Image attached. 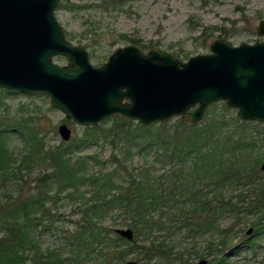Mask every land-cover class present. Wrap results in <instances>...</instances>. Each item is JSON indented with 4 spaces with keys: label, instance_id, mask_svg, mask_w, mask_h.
Masks as SVG:
<instances>
[{
    "label": "trees",
    "instance_id": "trees-1",
    "mask_svg": "<svg viewBox=\"0 0 264 264\" xmlns=\"http://www.w3.org/2000/svg\"><path fill=\"white\" fill-rule=\"evenodd\" d=\"M118 2L101 0L97 6L108 9ZM59 6L76 7L69 5V0ZM201 26L204 40L216 31H225ZM131 44L149 47L139 39ZM174 55L189 57L186 52ZM6 93L18 91L0 90L3 96ZM3 96L0 264H83L101 259L104 264H114L127 261L131 253H137V264L139 259L185 264V249L170 253L182 230L192 240L203 233L217 237V248L209 241L208 254L215 256V264H225L226 249L237 248L235 240L244 227L235 230V222L221 227L222 216L239 219L242 214L252 215L256 234L264 231V172L259 170L264 159V123L243 121L224 103L220 113L199 124L176 118L143 127L116 116L110 120L118 123L114 132L122 136L120 149L99 161L96 156L75 155V150L97 140L92 136L102 125L87 126L91 136L76 144L49 149L37 125L20 113L12 116ZM16 136L23 143L20 153H15L11 143ZM135 153L143 154L145 161L135 165L129 158ZM64 198L78 201L81 217L62 246L44 249L37 231L47 227L45 219L51 214L47 204ZM111 215L116 223L134 230L132 242L105 224ZM156 231L163 235H154ZM243 242L253 245L250 237Z\"/></svg>",
    "mask_w": 264,
    "mask_h": 264
},
{
    "label": "water",
    "instance_id": "water-1",
    "mask_svg": "<svg viewBox=\"0 0 264 264\" xmlns=\"http://www.w3.org/2000/svg\"><path fill=\"white\" fill-rule=\"evenodd\" d=\"M60 1L0 0V89L47 95L66 119L83 126L116 116L143 127L174 118L200 123L208 106L219 101L237 109L243 121L264 123V41L235 45L217 38L209 53L187 61L130 44L95 65L88 48L70 41L57 19ZM257 33L264 36V19ZM60 56L68 62L58 64L54 59ZM58 131L63 140L71 139L67 123ZM115 231L134 240L130 227Z\"/></svg>",
    "mask_w": 264,
    "mask_h": 264
},
{
    "label": "rangeland",
    "instance_id": "rangeland-1",
    "mask_svg": "<svg viewBox=\"0 0 264 264\" xmlns=\"http://www.w3.org/2000/svg\"><path fill=\"white\" fill-rule=\"evenodd\" d=\"M62 2L64 0H61L59 5ZM100 3L101 0H69V5L73 4L76 7L70 9L58 6L55 11L59 22L66 32L70 33V36L67 35L69 40L87 46L90 57L94 55L91 61L95 65L106 62L118 47L130 45L133 39H139L149 45L145 50L160 48L173 55L175 52H186L189 57L181 58L183 61L198 54L209 53L211 42L217 38L227 39L235 45L241 42L264 41V36L257 33V26L264 19V0H120L118 5H110L108 9L98 7ZM201 25L214 26V30L223 28L225 31H216L212 37L204 40L205 35L202 37L200 35L203 28ZM54 60L61 65L68 62L66 57L61 56ZM3 97L12 116L20 113L37 125L40 137L49 149L60 145L67 146L71 142L73 145L81 138L91 136V132L86 130L87 126L66 119L64 112L52 106L47 95L18 91L13 94L6 93ZM215 103L217 105L212 103L214 105L208 106L201 122L207 116L220 113L222 103L226 104L225 101ZM230 109L237 114V109ZM110 119L112 117L99 124L102 125L101 131L92 136L98 139L75 150V155L96 156L99 161H104L120 149L122 136L119 135L120 132L118 135L114 132L118 123ZM63 123H67L72 130L71 139L68 141L63 140L58 131L59 125ZM11 143L15 153H20L23 148L20 137H13ZM129 158H133L135 165L143 163L146 159L141 153L131 154ZM147 160L151 164V156L147 157ZM262 161L264 159L259 163V170L263 173L260 168ZM108 166L113 167L111 164ZM104 167L106 166H102ZM155 168L159 169L160 165H155ZM33 186L34 183H31L30 187ZM76 202L78 201L64 198L47 204V207L51 208L50 216L45 219L47 227L37 231L42 248L62 246L65 243V236L76 229L77 221L81 217L77 208L79 204ZM254 219L252 215L243 214L239 219H233L229 214L222 216L221 227L232 226L235 223V230L244 227V230L238 233V237L236 236L237 248L226 249L225 264H264V231L259 236L256 234L255 226L252 224ZM105 224L111 228L130 227L116 223L112 215L106 219ZM249 228H253L250 234L247 233ZM183 231L178 232L176 247L170 253L185 249L186 254L183 256L185 264H197L201 259H206L208 264H215V256L208 254V245L209 241H213V245L216 246L218 238L203 233L192 240ZM154 235L162 236L163 233L156 231ZM249 237L253 240V245L245 246L243 241ZM141 245L142 243H139V246ZM136 257L137 253H131L127 260H134ZM139 260L138 264L161 263L159 259L150 262ZM122 263L124 261L114 264ZM83 264L104 263L101 259L98 262L85 261Z\"/></svg>",
    "mask_w": 264,
    "mask_h": 264
}]
</instances>
